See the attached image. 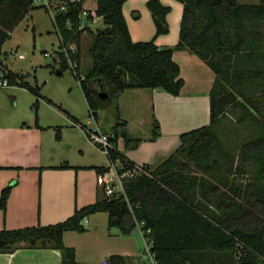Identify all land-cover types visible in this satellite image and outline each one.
I'll list each match as a JSON object with an SVG mask.
<instances>
[{"label":"trees","instance_id":"16d2710c","mask_svg":"<svg viewBox=\"0 0 264 264\" xmlns=\"http://www.w3.org/2000/svg\"><path fill=\"white\" fill-rule=\"evenodd\" d=\"M85 0L70 4L56 23L64 42L75 41L80 49L83 34H92L89 47L91 65L80 81L88 104L89 115L95 119L97 110L126 89L162 88L178 95L184 85L180 67L173 52L186 50L202 60L213 72L209 90V122L179 135L177 148L154 165H143L148 174L124 181L123 195L100 197L96 202L76 208L66 219L47 225H34L0 230V252L10 253L18 248H55L60 250L61 264H83L75 260V251L63 242L66 231L83 232L82 220L96 212L108 214V227H116L122 235H129L137 221L150 229L152 252L157 264H264V132L244 141L239 152L244 159L258 162L254 180L236 183L222 171L224 152L214 150L220 138L215 125L229 106L240 104L236 94L243 95L239 83L243 73L264 71V50L254 43L256 32L249 26L264 20V0L257 4H241L238 0H177L182 3L178 41L174 46L158 47L155 38L169 31L167 14L170 7L160 0H148L155 31L145 41H133L122 12L126 0H94L95 13L104 27L78 29V13ZM33 6L32 0H0V62L3 42L10 31ZM69 21V23H67ZM68 25L71 29H68ZM46 50L43 51V53ZM80 64V53L77 55ZM81 66V65H80ZM60 71L67 69L61 57ZM5 77L10 85L26 87L40 96V85L26 81L28 73H15L7 68ZM77 80V76L74 75ZM98 82L101 90L93 87ZM106 91L107 97L99 99ZM95 92L97 94H95ZM258 111L255 102L245 97ZM50 101V100H48ZM38 101L32 104L35 124L38 126ZM115 122L109 134L113 147L107 157L110 165L119 160L126 168L135 163L122 154L117 143L127 136L124 119L117 105ZM248 116L263 130L260 116ZM150 139L160 134V125L153 116ZM55 138L60 127H55ZM214 152V153H213ZM232 161V160H229ZM110 166H94L103 174ZM240 171L239 168L236 169ZM15 181L0 192V209L6 202ZM135 260V261H134ZM111 254L100 264H137V258Z\"/></svg>","mask_w":264,"mask_h":264},{"label":"crops","instance_id":"0c3cea01","mask_svg":"<svg viewBox=\"0 0 264 264\" xmlns=\"http://www.w3.org/2000/svg\"><path fill=\"white\" fill-rule=\"evenodd\" d=\"M147 1L126 0L122 6L133 41H145L153 37L155 26L146 6ZM160 2L166 6L170 4L175 13L169 17L174 34H169V31L161 34L155 38V43L158 47L174 46L178 41L182 3L177 0ZM7 53H4V57L1 55L2 63L12 72L28 73L26 81L31 85H40V96H35L26 87H12L8 90L10 108L0 112V192L8 183L15 181L6 202V210L0 209V230L53 224L66 219L76 208L96 202L104 195V191L98 184L99 173L94 166H110L105 153V163L96 160V153L101 150L86 135L85 127L92 125L93 121L78 83L70 81L69 89L84 103L85 116L79 115L73 104L62 103L61 106L55 95L47 93L45 81L39 82L32 61L30 70L16 69L8 62ZM173 59L178 63L184 80L178 95L169 94L159 87L126 89L96 112L95 120L100 126L99 111L108 109L115 118L114 105H117L120 118L126 122L127 136L132 140L139 139L136 145L133 141L125 145L123 138L119 137L117 148L135 164L158 163L177 148L182 132L209 122V90L213 72L202 60L186 50L174 51ZM43 65L38 64L41 69ZM44 66L56 67L59 74L64 71H60L53 61ZM100 86L98 82H93L96 90L100 91ZM103 91L99 99L107 97L104 95L106 91ZM36 100L38 126L32 109ZM42 107H48L50 113L61 121L56 122L53 117L45 115ZM153 116L160 125V134L154 140L150 139ZM141 118L143 121L148 119L149 124L148 131L143 135L135 133V127L130 131V123L139 122ZM112 125L110 123L109 128H100L109 133ZM56 126L60 127L59 139L55 138ZM70 154H74L75 160H71ZM81 223L85 228L83 232L66 231L63 235L64 244L74 249L78 263L100 264L111 254L133 259L141 254L137 242L133 244L131 240L136 236V228L129 235H122L118 228L108 227L106 212L90 214ZM0 264H61V253L55 248L22 247L10 253L0 252Z\"/></svg>","mask_w":264,"mask_h":264},{"label":"rangeland","instance_id":"374dc122","mask_svg":"<svg viewBox=\"0 0 264 264\" xmlns=\"http://www.w3.org/2000/svg\"><path fill=\"white\" fill-rule=\"evenodd\" d=\"M238 2L241 4H257L260 3L261 0H238ZM167 5L170 6V12L168 13L169 18L175 13L173 9H171V5ZM84 6L90 10H94L96 3L94 0H85ZM168 18L167 23L169 27V34L171 32L174 34V29H172L170 24V18L169 21ZM103 27L104 23L102 19L98 18L92 29ZM249 29L257 33L256 36L254 35V43H256L259 48L264 50V20L253 22L252 25L249 26ZM92 40V34H83L80 47V68L83 74L88 71L92 62V58L89 54V47L92 43ZM57 46V35L54 32V28L48 13L42 8H36L28 11L10 31V37L7 38L2 44L1 55L4 57V53L8 52V62L16 69L21 68L30 70L31 64L34 63L32 65H35L33 67L37 69L39 82L45 81V90L47 93L55 95L59 99V102L57 103L61 104V106H63L62 103L73 104L76 112L79 115L85 116L86 110L84 103L81 102L79 96L74 91L69 89L70 81L74 80L77 84V80L75 79L73 73H71L69 69H65L62 74H59L56 67L52 68L44 66L45 64L52 62V58L50 56H44L43 49H46L51 53L57 49ZM1 60L3 62L2 58ZM53 62L59 67L55 61ZM39 63L44 64L42 69L40 66H38ZM15 86L17 85L0 87V112L5 108H10V96L8 90ZM239 89L242 90L243 95L235 93L238 102L243 104L250 113L252 112L257 116L261 115L260 120L264 123V71L261 70L258 74H248L247 72L243 73V77L239 83ZM245 97H247L252 102H255L258 111L247 102ZM42 108L45 115L53 117L54 121L56 122L61 121L58 116L50 113V109H48V107ZM246 109H244L239 103L229 106L226 109L225 114L215 125V130L220 138V143L214 152L216 155H219L218 152H224L223 154L225 156L223 161L227 162L222 164V171H225L227 167L231 166L232 170L231 172L227 173V175H229L231 178H234L238 184H243L249 180H254V176L259 165L258 162L242 158L239 148L244 141L250 139L251 137L260 136L264 132V130L256 122L252 121V119H249L248 116L244 117L243 120H239L241 116H244V112L246 114ZM110 112L111 111L108 109L99 111V123H101L100 126L109 128L108 126L110 123L114 124L115 118H113ZM146 121H143L142 119L139 122L135 121L130 123V131H133V127H135V133L138 132L143 135L146 130L148 131L149 127L148 119H146ZM101 130L103 131L102 128ZM101 152L98 151L96 153V160L99 163H105L106 157L103 154L104 152ZM70 155L72 157L71 160H75L74 154ZM237 168H239L240 171H237ZM134 234L136 236L131 239L132 243L134 244L137 242L138 249L141 251L143 248V240L137 228L135 229ZM116 244L118 245L117 239ZM115 249L117 250V248Z\"/></svg>","mask_w":264,"mask_h":264},{"label":"built area","instance_id":"2783aa9c","mask_svg":"<svg viewBox=\"0 0 264 264\" xmlns=\"http://www.w3.org/2000/svg\"><path fill=\"white\" fill-rule=\"evenodd\" d=\"M80 1L81 0H32L33 6H38L48 13L58 39L57 49L51 53L49 51H45L44 56H50L52 61H55L59 66L61 64L62 57L67 64V69H69L73 75L77 76L78 85L80 84V81L85 78V75L81 71L80 64L77 61V55L80 53V49L75 41L71 40L64 42L62 34L60 33L56 23V16L66 12L70 4L75 6L76 3ZM78 19V29H83L87 26L92 28L98 19V16L96 15L95 10H90L85 7L83 2L78 13ZM67 23H69V21ZM68 29H71L70 25H68ZM7 72V67L0 62V87H7L10 85L5 77ZM90 118L92 119L93 124L85 127L86 135L102 152L108 154L109 149L113 147V144L109 139V134L101 130L92 115H90ZM142 174H148V171L143 165L135 164L133 168H126L123 162L116 160L110 165L107 172L99 174L98 184L102 187L106 196L123 195L126 197L123 185L124 181L133 179L134 177ZM136 228L143 240L141 254L137 256V264H157L151 249L152 240L150 236V229L145 228L143 221H137Z\"/></svg>","mask_w":264,"mask_h":264},{"label":"water","instance_id":"95a60500","mask_svg":"<svg viewBox=\"0 0 264 264\" xmlns=\"http://www.w3.org/2000/svg\"><path fill=\"white\" fill-rule=\"evenodd\" d=\"M106 96V94H104Z\"/></svg>","mask_w":264,"mask_h":264}]
</instances>
